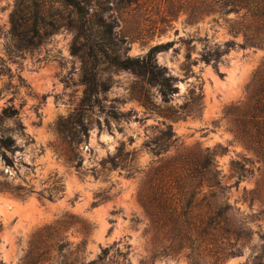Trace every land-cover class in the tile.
Here are the masks:
<instances>
[{"label": "rangeland", "instance_id": "rangeland-1", "mask_svg": "<svg viewBox=\"0 0 264 264\" xmlns=\"http://www.w3.org/2000/svg\"><path fill=\"white\" fill-rule=\"evenodd\" d=\"M39 1L49 24L36 32L31 1L0 0V136L13 137L23 148L14 168L0 162V264H28L32 246L47 242L56 248L57 235L59 244L83 253L70 257L66 247L52 252L54 263L42 264L64 258L89 264L105 250L103 264H189L164 252L165 241L154 238L139 202L145 174L157 161L144 144L159 136L163 123L186 149L216 152L224 200L234 207L235 221L255 233L242 254L224 264H253L264 233V193L253 192L264 167L236 137L234 108L247 102L264 50L235 49L217 69L200 60L205 45L243 43L242 35L231 34L237 16L213 0H90L89 17L81 20L63 0ZM162 43L172 46L158 54L157 63L178 79L179 89L168 105L147 78L111 62L143 58ZM92 47L95 65L87 56ZM88 78L107 86L104 105L126 117L110 127L101 118V129L97 117L90 118L89 137L75 146L83 161L76 169L56 151L57 127L72 123L78 129ZM199 98L200 112L186 116ZM120 148L137 153L142 173L129 176L118 169L100 175L99 162ZM235 162L254 174L240 180ZM55 176L64 185L55 202L1 190L9 185L47 193ZM48 233L52 238L46 240Z\"/></svg>", "mask_w": 264, "mask_h": 264}, {"label": "trees", "instance_id": "trees-1", "mask_svg": "<svg viewBox=\"0 0 264 264\" xmlns=\"http://www.w3.org/2000/svg\"><path fill=\"white\" fill-rule=\"evenodd\" d=\"M29 1L32 2L33 29L39 32L40 26L49 22L47 23L40 1ZM63 2L71 7L81 20L89 17L92 8L90 0ZM213 3L219 5L226 14L237 16L236 24L231 27V34L235 37L242 35L244 41L243 43L228 41L214 47L205 45L200 57L201 62L217 69L223 58L235 49L264 50V0H213ZM171 46L172 43H162L152 47L143 58H128L125 61L113 58L111 62L118 68L131 70L147 78L149 84L159 90L163 104L168 105L179 91L176 87L178 79L170 75L165 67L158 65L157 56L168 51ZM87 56L94 65L98 62L95 48H90ZM86 84L84 106L87 108L79 114L76 132L73 131L70 122L61 123L57 127L60 144L56 151L76 169L82 168L83 161L79 155L74 154L75 146L78 148L83 142L82 137H89L90 118L97 117L101 129V118L110 127L111 122L119 123L126 117L104 105L103 96L108 91L105 84L100 85L89 78L86 79ZM145 100L148 102L147 97ZM200 110L199 98L197 104L188 109L186 116H194ZM234 112L237 114L236 137L254 153L264 167V62L254 76L247 102L234 108ZM162 125L165 128L159 130V136L144 144L145 149L156 157L157 161L145 174L139 192V202L150 221L154 238L165 241L163 249L168 256L184 257L189 264H224L229 258L239 257L255 233L248 223L238 224L235 221L234 207L224 200L226 193L216 163V152L208 149L205 153L188 150L179 142L171 125L165 123ZM23 130L22 126L18 127V131L23 133ZM21 151L23 148L17 145L13 137L0 136V162L5 166L14 168L16 155ZM118 151L116 156L109 155L99 162L100 175L118 169L125 170L129 176L142 173V170L136 167V152H124L123 148ZM248 164L253 163L248 161ZM233 169L238 172L240 180L247 179L255 171L240 166L239 162L233 164ZM1 190L9 191L21 199L36 194L40 199L55 202L62 197L64 185L62 179L55 176L47 193L37 192L34 188L20 186L13 188L9 185L1 187ZM260 193H264V176L253 192L254 195ZM2 228L0 222V231ZM259 236L263 242L262 250L254 258L253 264H264V233ZM50 238L51 233H48L46 240ZM56 238H58L56 248L49 246L47 242L43 245H33L27 256L28 264L54 263L56 258L52 252L61 253L63 248L69 247L68 244H59L62 239L58 235ZM67 251L70 257L79 254V251L83 253V250L74 252L69 248ZM107 254L108 250H105L97 261L89 264H103ZM75 263L77 259L71 261L70 258H64L60 262Z\"/></svg>", "mask_w": 264, "mask_h": 264}]
</instances>
